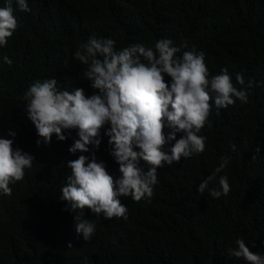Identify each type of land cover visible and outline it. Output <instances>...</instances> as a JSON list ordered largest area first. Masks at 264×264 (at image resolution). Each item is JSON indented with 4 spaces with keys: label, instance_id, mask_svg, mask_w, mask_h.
<instances>
[{
    "label": "trees",
    "instance_id": "16d2710c",
    "mask_svg": "<svg viewBox=\"0 0 264 264\" xmlns=\"http://www.w3.org/2000/svg\"><path fill=\"white\" fill-rule=\"evenodd\" d=\"M27 2L30 12L13 2L19 27L0 48V138L13 139L15 148L35 160L24 180L10 185L12 195H0V264H247L228 252L241 238L253 253L264 255V0ZM6 3L0 0V7ZM92 35L113 39L118 50L133 44L154 48L167 38L182 51H202L211 76L227 67L237 88V73L245 86L249 81L253 86L247 103L237 100L219 116L213 108L211 127L201 132L204 153L158 170L151 202L122 197L127 220H105L88 210L96 231L86 242L75 232L70 205L60 199L70 174L66 164L95 151L119 179L108 137L102 131L98 151L76 155L68 151L78 139L76 130L65 132V141L53 136L50 146H37L23 95L35 80L55 78L62 90L82 88L90 96L93 89L81 79L84 66L74 54ZM222 158L229 163L210 188H219L226 175L230 193L219 199L207 190L199 193Z\"/></svg>",
    "mask_w": 264,
    "mask_h": 264
},
{
    "label": "clouds",
    "instance_id": "9594fccd",
    "mask_svg": "<svg viewBox=\"0 0 264 264\" xmlns=\"http://www.w3.org/2000/svg\"><path fill=\"white\" fill-rule=\"evenodd\" d=\"M13 2L21 12L31 11L27 0H7L6 6L0 7V48L7 46L19 27ZM74 58L84 66L81 79L90 83V96L82 88L62 90L57 80L50 78L32 82L23 100L36 129L37 146H50L53 136L65 141L68 136L64 133L76 130L78 139L68 149L76 155L92 148L98 151L102 131L108 137L109 154L119 165L121 177L114 179L92 151L91 158L81 154L67 160L70 174L61 188L60 199L74 213L77 236L90 242L96 225L86 218L88 210L105 220H127L128 208L122 197H131L136 203L151 202L158 170L204 153L206 137L201 132L205 126L211 127L213 108L219 116L237 100L247 103V89L253 82L245 86L244 77L237 73L236 82L241 86L237 88L227 67L211 76L202 51L195 47L182 51L167 38L156 41L154 48L133 44L118 50L113 39L92 35ZM3 62L13 63L7 56ZM178 134H182L179 139ZM9 135L15 137L16 133ZM34 160L30 153L15 148L13 139L0 138V195H12L10 185L24 180L25 170L32 168ZM228 163L229 158H222L219 167L200 183L198 192L207 190L216 199L227 196L230 185L226 175L220 176L219 188H210V184ZM235 244L238 247L228 250L230 256L247 264H264V255L253 253L244 239Z\"/></svg>",
    "mask_w": 264,
    "mask_h": 264
}]
</instances>
